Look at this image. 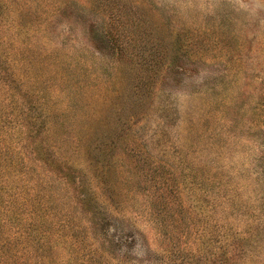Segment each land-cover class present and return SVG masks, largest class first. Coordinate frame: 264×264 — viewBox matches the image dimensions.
Wrapping results in <instances>:
<instances>
[{
	"label": "rangeland",
	"instance_id": "1",
	"mask_svg": "<svg viewBox=\"0 0 264 264\" xmlns=\"http://www.w3.org/2000/svg\"><path fill=\"white\" fill-rule=\"evenodd\" d=\"M0 264H264V0H0Z\"/></svg>",
	"mask_w": 264,
	"mask_h": 264
}]
</instances>
